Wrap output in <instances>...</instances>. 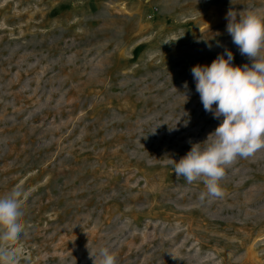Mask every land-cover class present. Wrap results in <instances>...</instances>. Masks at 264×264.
Returning <instances> with one entry per match:
<instances>
[{
	"label": "rangeland",
	"instance_id": "rangeland-1",
	"mask_svg": "<svg viewBox=\"0 0 264 264\" xmlns=\"http://www.w3.org/2000/svg\"><path fill=\"white\" fill-rule=\"evenodd\" d=\"M229 10L264 15V0H0V195L27 193L19 264H93L88 244L116 264H264V149L203 203L165 164L220 124L191 69L226 48L251 65Z\"/></svg>",
	"mask_w": 264,
	"mask_h": 264
},
{
	"label": "clouds",
	"instance_id": "clouds-1",
	"mask_svg": "<svg viewBox=\"0 0 264 264\" xmlns=\"http://www.w3.org/2000/svg\"><path fill=\"white\" fill-rule=\"evenodd\" d=\"M225 19L232 42L251 65L233 66V53L226 48L210 66L196 65L191 69L204 110L220 124L203 148L201 144L193 145L179 162L165 161L177 179L183 177L188 184L203 183L201 203L223 197L221 181L228 166L264 149V15L229 10ZM26 195L19 186L0 195V264H19L21 260L22 251L16 245L27 235ZM86 247L93 264H116L110 247Z\"/></svg>",
	"mask_w": 264,
	"mask_h": 264
}]
</instances>
